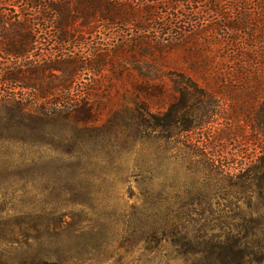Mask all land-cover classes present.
<instances>
[{
    "label": "trees",
    "instance_id": "trees-1",
    "mask_svg": "<svg viewBox=\"0 0 264 264\" xmlns=\"http://www.w3.org/2000/svg\"><path fill=\"white\" fill-rule=\"evenodd\" d=\"M21 1L33 6L17 11L20 0H0V115L10 116L18 142L63 144L97 129L105 107L81 77L109 75L134 92L147 142L157 141L159 130L173 137L211 123L212 111L194 116L195 109L226 92L264 135V0H50L47 8L36 7L42 0ZM129 26L136 33L115 32ZM261 100L262 112L246 109V101ZM235 179L231 190L257 187L264 209V153ZM254 214L243 225L250 235L264 229ZM16 216L12 226L0 224V248L17 256L0 250V264L41 263V256L19 254L39 238L27 213ZM235 227L225 215L218 242L205 244L218 258L213 264H247L237 255Z\"/></svg>",
    "mask_w": 264,
    "mask_h": 264
},
{
    "label": "rangeland",
    "instance_id": "rangeland-1",
    "mask_svg": "<svg viewBox=\"0 0 264 264\" xmlns=\"http://www.w3.org/2000/svg\"><path fill=\"white\" fill-rule=\"evenodd\" d=\"M49 4L42 0L36 7ZM32 6L20 0L16 10ZM124 30L115 32L137 31ZM5 59L0 56V63ZM81 78L105 111L98 128L73 143L18 142L10 116L0 115V224L12 226L16 215L27 213L39 238L31 249L19 247V254L41 256L39 264H213L218 258L205 244L218 242L222 218L230 215L238 257L264 264V229L250 235L243 228L252 211L264 219L258 188L241 193L229 186L264 153V135L238 114L243 103L227 92L211 102L204 98L194 116L212 111L211 123L173 137L159 130L158 140L147 142L141 105L128 85L112 75ZM262 101H246V109L257 115Z\"/></svg>",
    "mask_w": 264,
    "mask_h": 264
}]
</instances>
